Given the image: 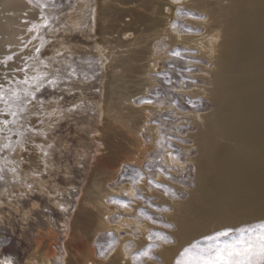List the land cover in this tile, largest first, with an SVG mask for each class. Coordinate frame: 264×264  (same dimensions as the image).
Wrapping results in <instances>:
<instances>
[{
  "label": "rangeland",
  "instance_id": "1",
  "mask_svg": "<svg viewBox=\"0 0 264 264\" xmlns=\"http://www.w3.org/2000/svg\"><path fill=\"white\" fill-rule=\"evenodd\" d=\"M161 1L4 0V7L24 9L16 18L12 38L0 43L3 57L24 54L21 65L27 61L33 69L47 72L49 79L57 78V86L37 93L40 103L23 105L25 110L18 112L16 123L6 128L0 124L7 137L0 143V261L120 264L109 262L108 256L119 236L129 230L134 238L125 244V250L132 263H162L157 252L161 243H166L152 234L161 232L175 241L172 231L176 226L169 216L178 212L171 202L188 205L196 190H203L198 186L196 167L201 148L197 122L200 114L214 110V104L189 93L198 86H210L200 75L207 74L202 67L212 68V63L199 55V49L169 46L167 39L168 31L175 35L202 34L204 26L197 28L196 23L206 16L189 11L184 0H166V6ZM45 22L47 27L33 28ZM147 45L152 58L158 59L155 69L147 72L149 84L145 82L139 88L131 82L122 84L125 75L136 72ZM37 47L41 48L39 53L35 52ZM174 51H179L180 57L171 55ZM148 97L152 104L138 102ZM3 119L12 117L0 116ZM225 166L219 165L221 173ZM159 168L165 171H157ZM137 172L145 179L133 186L128 177H136ZM158 175L168 180L161 183L168 194L164 188L146 186L164 200L147 196L141 186L149 178L158 182ZM204 176L209 179L208 171ZM251 184L247 183L246 189L252 190L250 193L264 192V184ZM225 190L219 187L212 193L220 197L225 194L228 199L233 193ZM202 194L207 195L205 191ZM101 196H105L107 205L101 202ZM113 198L130 204L122 207L112 203ZM128 209L135 211L139 222L152 225L148 241L137 249L134 239L139 237L138 231L122 221V217H131ZM217 210H212L214 214L208 219L225 218L223 210ZM261 221L264 218L233 228ZM167 224L172 228H165ZM113 226H120L119 231L115 232ZM224 227L232 226L213 231ZM213 231L196 238L203 239ZM109 244L111 249L101 256L100 251ZM149 244L154 245L150 253L154 258L134 260V255Z\"/></svg>",
  "mask_w": 264,
  "mask_h": 264
},
{
  "label": "bare ground",
  "instance_id": "2",
  "mask_svg": "<svg viewBox=\"0 0 264 264\" xmlns=\"http://www.w3.org/2000/svg\"><path fill=\"white\" fill-rule=\"evenodd\" d=\"M162 1L163 6H166L167 1ZM184 1L183 4L189 11L206 16L205 20L196 23L197 28L200 25L204 26V32L190 36L175 35L168 31L167 39L169 46L180 44L189 49H199V55L208 58L212 63V68L202 67L207 74L200 75L210 86H198L189 93L207 98L214 104V110L208 114H200L197 122L201 148L196 167L198 186H203V190L199 187L188 205L171 202L178 212L174 217L169 216L176 226L172 231L176 243H161L157 252L162 258L160 264H172L176 249L193 238L226 224L264 216V192L250 193L252 190L250 192L249 188L246 190L247 183L248 186L253 182L259 183L260 187L264 184V0ZM4 4V0H0V43L11 37L13 26L17 24L16 18L20 17V12L24 9L15 6L4 7ZM147 46L140 54V62L138 61L140 64L136 72L132 76H129V73L125 75L122 84L131 82L134 88L143 86L145 82L149 84L147 72L155 69L158 59L152 58L151 50H148L150 46ZM4 53L3 46H0V60L4 58ZM137 55L139 53H136ZM23 56L24 54L17 52L13 61L8 63L7 69L0 65V83H4V73L8 69L21 66ZM191 117L194 115L191 114ZM136 120L140 121V118ZM6 138L0 131V143ZM19 153L22 154V151L19 150ZM219 165H226L224 168L227 169L221 173ZM207 171L209 179H205L204 176ZM156 180L160 183L168 182L162 175H158ZM203 181H206L208 188ZM146 183L145 180L141 186L147 196L157 195L160 200H164L157 191L147 188ZM219 187H223V191L224 188L228 189L226 192L232 191V196L225 199L223 197L225 194L222 197L214 195L213 191L216 192ZM204 191L207 195L202 194ZM101 202L107 205L105 196ZM215 209L223 210L225 218L208 219ZM128 211L131 212V217H122V221L134 226L138 231L139 237L134 239V246L137 249L148 241L152 225L148 222H139L135 217V211L129 209ZM230 212L234 214H228ZM119 229L120 226H113L115 232ZM126 233L119 236L117 246L108 256L109 262L133 264L125 250V244L129 240L132 242L134 237L129 234V230ZM147 264L157 263L149 261Z\"/></svg>",
  "mask_w": 264,
  "mask_h": 264
},
{
  "label": "snow or ice",
  "instance_id": "3",
  "mask_svg": "<svg viewBox=\"0 0 264 264\" xmlns=\"http://www.w3.org/2000/svg\"><path fill=\"white\" fill-rule=\"evenodd\" d=\"M40 27H47V22L43 25H33V28L39 29ZM31 30V29H30ZM34 39L36 37H33ZM43 46V45H42ZM41 51L40 47L35 49L36 53ZM6 56L0 60V65H3L6 69L8 63L13 61L14 56ZM60 55V53H57ZM171 55L180 57L179 51H174ZM43 64V62L41 61ZM44 68L48 65L44 64ZM30 71H34V75H30ZM22 74V78H17V74ZM74 74V70H73ZM4 79L6 80L8 87H5L4 83H0V116H11L12 119L0 120V124L4 125L5 128L9 124L17 122L18 112L24 111L23 105L31 104L32 102L41 101L38 100L37 93H39L45 87L55 88L57 86V78H48V73L38 71L32 68L27 61H25L20 67L8 69L4 73ZM166 83H171L170 79L165 80ZM140 104H152L153 100L151 97L140 98L138 100ZM175 103V102H174ZM5 128H0V131H4ZM10 131V129H8ZM170 140L171 137H168ZM8 147V145H4ZM172 156V153H168ZM151 166H149V169ZM159 172H164L163 168L157 169ZM122 179L124 178L122 174ZM132 181L133 186L143 181L145 177L142 173L137 172L136 177H128ZM147 183L153 185L155 188H164L165 194H168V189L161 183L154 181L149 178ZM127 195V193H125ZM137 199L142 197L137 196ZM112 203H117L122 207H128L130 201L122 200L119 198H113ZM141 215H145L146 218L152 223L156 221L151 217L147 216L143 211ZM165 228H172L171 224L164 226ZM111 235V233H109ZM152 235L162 239L166 244H175L176 241L171 236L164 235L161 232H154ZM152 236H149L151 240ZM112 245L109 244L107 248L100 251V255L104 256L106 252L111 249ZM154 247L153 244H149L143 251L134 255L133 259H139L140 257H149L151 250ZM0 264H13L11 259H4L0 261ZM172 264H264V221L259 223L250 224L244 227H224L219 230H214L212 234H206L203 239L193 238L184 244H181L176 249L172 258Z\"/></svg>",
  "mask_w": 264,
  "mask_h": 264
},
{
  "label": "water",
  "instance_id": "4",
  "mask_svg": "<svg viewBox=\"0 0 264 264\" xmlns=\"http://www.w3.org/2000/svg\"><path fill=\"white\" fill-rule=\"evenodd\" d=\"M264 218V216H259V217H254V218H250V219H247V220H244L242 222H239V223H235V224H226V225H223V226H236L238 224H242V223H248V222H251V221H255V220H258V219H262Z\"/></svg>",
  "mask_w": 264,
  "mask_h": 264
}]
</instances>
